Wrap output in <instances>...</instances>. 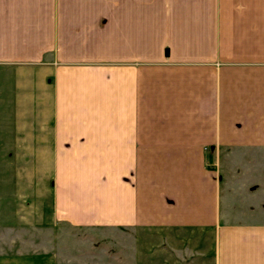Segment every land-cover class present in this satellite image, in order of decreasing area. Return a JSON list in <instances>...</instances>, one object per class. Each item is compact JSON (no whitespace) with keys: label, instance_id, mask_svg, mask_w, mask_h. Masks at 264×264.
<instances>
[{"label":"crops","instance_id":"crops-1","mask_svg":"<svg viewBox=\"0 0 264 264\" xmlns=\"http://www.w3.org/2000/svg\"><path fill=\"white\" fill-rule=\"evenodd\" d=\"M0 103L23 232L264 264V0H0Z\"/></svg>","mask_w":264,"mask_h":264},{"label":"rangeland","instance_id":"rangeland-1","mask_svg":"<svg viewBox=\"0 0 264 264\" xmlns=\"http://www.w3.org/2000/svg\"><path fill=\"white\" fill-rule=\"evenodd\" d=\"M3 112L0 103V132L3 125ZM17 193L15 171L2 168L0 155V264H36L37 260L33 257L34 252L28 250L29 246L25 245V242L19 247L25 248L26 252L12 248L13 241L20 242L34 237L40 241L39 261L41 264L112 263L111 258L103 260V243L98 240L97 235H90L88 232L81 233L61 223L53 225H44L46 224L44 223L38 226L37 230L40 229L38 236L23 232L25 229L21 226L19 228L21 222H18L17 215H25L27 211L20 209L21 202L16 199ZM38 203L36 201V225L42 224L40 209L37 208ZM22 252L25 254L21 255ZM107 252L111 254V250Z\"/></svg>","mask_w":264,"mask_h":264}]
</instances>
